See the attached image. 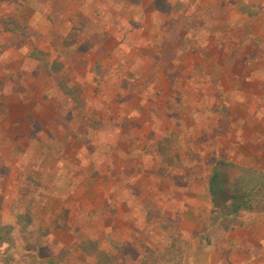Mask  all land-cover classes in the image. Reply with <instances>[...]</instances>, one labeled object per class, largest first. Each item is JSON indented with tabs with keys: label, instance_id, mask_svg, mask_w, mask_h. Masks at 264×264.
Instances as JSON below:
<instances>
[{
	"label": "rangeland",
	"instance_id": "rangeland-1",
	"mask_svg": "<svg viewBox=\"0 0 264 264\" xmlns=\"http://www.w3.org/2000/svg\"><path fill=\"white\" fill-rule=\"evenodd\" d=\"M0 264H264V0H0Z\"/></svg>",
	"mask_w": 264,
	"mask_h": 264
},
{
	"label": "trees",
	"instance_id": "trees-1",
	"mask_svg": "<svg viewBox=\"0 0 264 264\" xmlns=\"http://www.w3.org/2000/svg\"><path fill=\"white\" fill-rule=\"evenodd\" d=\"M210 184H209V191L211 193V195L213 196V199L215 198V196L220 193V191L222 190V187H220L219 182H220V174L217 170H212V175L210 178ZM241 205L238 204L235 207V212L238 211L240 209Z\"/></svg>",
	"mask_w": 264,
	"mask_h": 264
}]
</instances>
